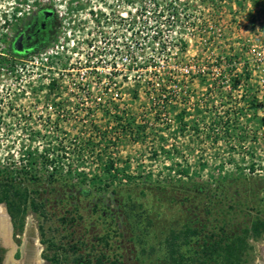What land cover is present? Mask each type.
I'll return each mask as SVG.
<instances>
[{
  "label": "rangeland",
  "instance_id": "374dc122",
  "mask_svg": "<svg viewBox=\"0 0 264 264\" xmlns=\"http://www.w3.org/2000/svg\"><path fill=\"white\" fill-rule=\"evenodd\" d=\"M0 205L43 264H264V0H0Z\"/></svg>",
  "mask_w": 264,
  "mask_h": 264
},
{
  "label": "flooded vegetation",
  "instance_id": "af4514ba",
  "mask_svg": "<svg viewBox=\"0 0 264 264\" xmlns=\"http://www.w3.org/2000/svg\"><path fill=\"white\" fill-rule=\"evenodd\" d=\"M49 7L51 6H46V8L41 7L21 21L9 45L13 54L28 56L41 50L53 40L56 35L57 18L53 10H48ZM14 44L15 50L13 49ZM9 250V247L0 239V264H5ZM19 257L18 245H16L12 255L16 264H18ZM28 264H32V261Z\"/></svg>",
  "mask_w": 264,
  "mask_h": 264
},
{
  "label": "bare ground",
  "instance_id": "6f19581e",
  "mask_svg": "<svg viewBox=\"0 0 264 264\" xmlns=\"http://www.w3.org/2000/svg\"><path fill=\"white\" fill-rule=\"evenodd\" d=\"M26 230H31L33 231V234L36 235L34 228H33V222L29 217L26 220ZM0 239L10 249L8 253V258L5 261V264H16V262H14L12 258L16 245L11 238L10 220H9L8 214L6 213L5 208L2 205H0ZM41 251H42L41 246L38 244V241H37L34 249H31V255H30L31 259L29 260V262L32 261V263L34 264H43V262L38 259L40 258Z\"/></svg>",
  "mask_w": 264,
  "mask_h": 264
},
{
  "label": "water",
  "instance_id": "95a60500",
  "mask_svg": "<svg viewBox=\"0 0 264 264\" xmlns=\"http://www.w3.org/2000/svg\"><path fill=\"white\" fill-rule=\"evenodd\" d=\"M13 49L15 50V44L13 45ZM9 220H10V218H9ZM10 231L12 232L11 222H10ZM36 243H37L36 235L33 234V231L26 230V226H25L24 231L22 233L21 244L18 245V251H19V255H20L19 260H18V264L31 263V262H29V260L31 259V257H30L31 249H34ZM36 257H37V255H36ZM38 257H39V255H38ZM38 259L41 260V258H38ZM32 264H34V263H32Z\"/></svg>",
  "mask_w": 264,
  "mask_h": 264
},
{
  "label": "trees",
  "instance_id": "16d2710c",
  "mask_svg": "<svg viewBox=\"0 0 264 264\" xmlns=\"http://www.w3.org/2000/svg\"><path fill=\"white\" fill-rule=\"evenodd\" d=\"M42 8H46V7H42ZM48 10L52 11L53 9H52V7H49ZM6 50H7L8 53H10L11 56H13V57L17 56V55H15V54H13V52H12V50L10 49L9 45L6 47ZM40 160H42V165H46V164L50 163L51 161H53L54 158L51 157L48 153L44 152L43 155L40 156ZM49 168L51 169V171H54V168H53V167H49ZM27 170H28V169H27ZM27 170L24 169V168H22L20 171H22V173H24L23 171H27ZM19 173H21V172H19ZM19 173H18V174H19ZM184 173H185L186 175H188L187 172H184ZM26 175H27V174H26ZM28 175L31 176L32 174L29 172ZM9 212H10V215H12L11 210H9Z\"/></svg>",
  "mask_w": 264,
  "mask_h": 264
}]
</instances>
